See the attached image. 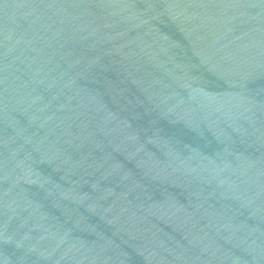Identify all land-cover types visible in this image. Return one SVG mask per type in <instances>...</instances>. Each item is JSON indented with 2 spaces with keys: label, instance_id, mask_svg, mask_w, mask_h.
<instances>
[{
  "label": "water",
  "instance_id": "water-1",
  "mask_svg": "<svg viewBox=\"0 0 264 264\" xmlns=\"http://www.w3.org/2000/svg\"><path fill=\"white\" fill-rule=\"evenodd\" d=\"M0 264H264V0H0Z\"/></svg>",
  "mask_w": 264,
  "mask_h": 264
}]
</instances>
